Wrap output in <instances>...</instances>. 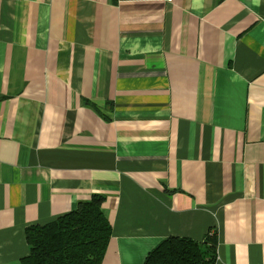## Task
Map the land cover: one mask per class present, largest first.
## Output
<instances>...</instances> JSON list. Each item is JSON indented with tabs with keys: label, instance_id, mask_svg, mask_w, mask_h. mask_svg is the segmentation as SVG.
Returning a JSON list of instances; mask_svg holds the SVG:
<instances>
[{
	"label": "crops",
	"instance_id": "0c3cea01",
	"mask_svg": "<svg viewBox=\"0 0 264 264\" xmlns=\"http://www.w3.org/2000/svg\"><path fill=\"white\" fill-rule=\"evenodd\" d=\"M95 193L102 264H264V0H0V264Z\"/></svg>",
	"mask_w": 264,
	"mask_h": 264
},
{
	"label": "trees",
	"instance_id": "16d2710c",
	"mask_svg": "<svg viewBox=\"0 0 264 264\" xmlns=\"http://www.w3.org/2000/svg\"><path fill=\"white\" fill-rule=\"evenodd\" d=\"M105 195L95 193L54 221L26 228L30 252L21 264H102L112 226L103 209ZM217 238L203 241L170 236L153 248L144 264H214Z\"/></svg>",
	"mask_w": 264,
	"mask_h": 264
}]
</instances>
